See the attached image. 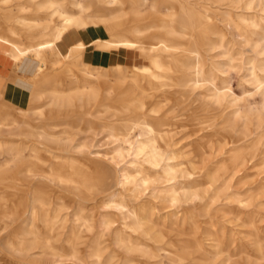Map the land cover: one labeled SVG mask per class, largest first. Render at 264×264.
Instances as JSON below:
<instances>
[{
	"label": "bare ground",
	"instance_id": "bare-ground-1",
	"mask_svg": "<svg viewBox=\"0 0 264 264\" xmlns=\"http://www.w3.org/2000/svg\"><path fill=\"white\" fill-rule=\"evenodd\" d=\"M154 1L144 14L145 0H0L9 61L32 57L42 71L48 55L52 66L24 96L0 93L19 107L0 126V236L12 219L5 248L20 264H111L117 252L119 264H264V113L239 116L242 102L264 101V0ZM219 25L254 59H235ZM76 33L90 41L63 51ZM87 51L100 62L89 63ZM157 90L174 100L195 92L185 110L207 106L205 119H188L185 144L156 110ZM68 115L109 138L114 190L84 160L85 145L74 152L68 132L28 120ZM200 216H212L207 229ZM226 216L248 228L240 239L227 234Z\"/></svg>",
	"mask_w": 264,
	"mask_h": 264
},
{
	"label": "rangeland",
	"instance_id": "rangeland-1",
	"mask_svg": "<svg viewBox=\"0 0 264 264\" xmlns=\"http://www.w3.org/2000/svg\"><path fill=\"white\" fill-rule=\"evenodd\" d=\"M161 1L170 2L171 0H161ZM79 2L83 3L82 0H79ZM154 3H155L154 0H145L144 5L141 8L143 13L147 14L151 12L152 11L151 8ZM84 6H86V3L84 4ZM17 11H18L17 5L16 4L12 5L11 12L13 14H17ZM87 13H91V10H88ZM233 32H234L233 30L229 31L222 25H219V33L224 34V39L228 43L227 48H229L231 55H233L235 59H239L240 54H244L245 57L254 59V55L246 51L247 47L245 43H242L243 38L240 36L237 37L236 34ZM216 39H219V37L216 36ZM215 52H217V50L216 51L212 50L211 52L207 54H203V58L205 62H208V60L212 56H214ZM0 54L1 55L4 54V52L1 50V47H0ZM27 58H32V57H27ZM27 58H24V59H27ZM49 58L50 57L47 55L46 68L43 69L42 71L41 70L37 71L35 76L30 80L31 82L30 88H33L36 79L40 78L41 76H44L45 74L48 75V73L51 72L52 66L49 62ZM134 60L136 64H139L141 62L138 59H134ZM37 62L39 63L38 60ZM19 63L20 62H16L15 66H17ZM16 74L20 78L28 75L24 73V70L17 71ZM230 80H231V84H232L234 92L236 94H239L241 92V88L243 89V85L241 81L239 80V77L234 74L231 76ZM30 90L31 89H29L28 92ZM154 95H155V98L153 100L156 102L155 103L156 110H158L161 114H163V117L161 118H163L164 120H167L165 122V125L166 126L170 125L173 128V131L176 133V135L173 137V140L175 142H179L180 145L185 144L187 140H190L188 139V136H187L190 130L189 129L190 127L188 126V119H193L196 116H202L203 119H205L207 116H209V114L206 112V109H207L206 105L204 107L202 105V112L198 110H196L195 112L194 110H192V107H188V109L185 110L188 104L195 105L194 103L196 101L195 92L190 94V96L186 98V100L181 99L179 97L177 100H174L173 97H171L170 95L168 96L167 94H163L161 90H157ZM7 100L11 103V100L9 99V97ZM13 106H14L13 108H15L16 110L14 114L15 116L17 115L16 117H18L17 110L19 109V107L16 104L15 105L13 104ZM240 109H241L240 111L241 115L239 114L238 115L241 117V119L244 118L243 116L244 113L251 114V115H254L256 112L264 113V101L259 98V99H256L255 102L251 105H249L248 103L242 102L240 105ZM87 119L78 120L76 117L68 115L67 117H61V118L59 117V119H56V120H41V121L32 120V119H28V120L29 122L32 123V125L39 127V128L41 127L46 128L49 132H53V133H59L62 131L68 132L70 134V140H68L67 142H64V144H66L65 146H67L68 148L69 147L74 148V152L77 151L79 146L85 145V147L81 149L84 152V155H83L84 160L86 158L87 159L91 158L92 160H89L90 162L88 164H90L95 170L101 171L104 174H106L109 179L108 186L112 187L111 190H114L115 183H116L115 178L117 174H115V169L113 168L112 165H110L108 161L112 157L111 149L113 148V145L110 143L109 138H106L104 135L97 134L95 136L93 135V132L91 130L86 131L91 126L88 123ZM53 125H58L59 127L53 128ZM47 126H50V127H47ZM5 190H6L5 188L0 187V213L4 211L3 206L6 203L4 200L1 199L2 197L1 195L5 194V192L7 191ZM68 199L69 197L64 198V200L66 201L65 202L66 205H69V202L67 201ZM8 200L11 201V199H8ZM69 206H72V204L70 203ZM232 209L235 213L238 211L235 205L232 206ZM260 214L264 215V205H262ZM209 218H212V216L210 217L200 216L198 218V220L200 221L199 226L202 229H207L209 227V223H210ZM228 218L229 217L226 216V218L224 219L226 220V222L224 221V225L227 226V230H228L227 234L228 235L235 234L234 238L240 239L243 235L239 234L238 232L240 231L244 232V230H248V228L240 229L241 227L235 226L236 224H238L235 220H229L228 222L227 221ZM2 222L4 223V226L7 229L6 231H4L5 234L0 236V264H20V262H22L21 257L17 255V253H15L13 250H10V249L7 250L5 248L10 235L13 233V231L16 230L17 225L12 222V219H7V220L3 219ZM263 226H264V222L262 223L261 227L263 228ZM259 237L261 240V244L264 245V239H262V236H259ZM224 255H222L221 258H223ZM112 257L113 259L111 261V264H119L123 255L117 252V253H114ZM34 258H38V257L35 256ZM53 263L54 262L52 260H44V261H41V263H37V264H53ZM54 264H57V263H54ZM254 264H261V263H254Z\"/></svg>",
	"mask_w": 264,
	"mask_h": 264
},
{
	"label": "crops",
	"instance_id": "crops-1",
	"mask_svg": "<svg viewBox=\"0 0 264 264\" xmlns=\"http://www.w3.org/2000/svg\"><path fill=\"white\" fill-rule=\"evenodd\" d=\"M77 40H82L84 43L90 41L88 35H71L64 44H62V50L65 51L66 47L75 43ZM86 59L91 64H97L100 62V56L98 53L93 51H87ZM20 63L15 66L14 63L10 62L6 55L0 54V93H8L15 97L24 96L31 87L30 80L35 76L38 71V62L35 59L27 58L19 61ZM37 62V63H36ZM36 63V65H35ZM24 70V73L28 74L24 77H18L17 71ZM14 77V78H12ZM13 104H11L6 96L0 98V126L8 124L11 119L16 116L14 114Z\"/></svg>",
	"mask_w": 264,
	"mask_h": 264
}]
</instances>
